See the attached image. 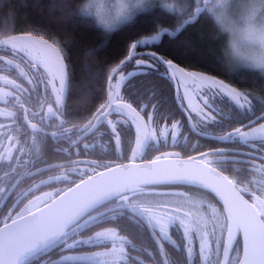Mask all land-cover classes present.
I'll return each instance as SVG.
<instances>
[{
	"label": "snow or ice",
	"instance_id": "6c2138e0",
	"mask_svg": "<svg viewBox=\"0 0 264 264\" xmlns=\"http://www.w3.org/2000/svg\"><path fill=\"white\" fill-rule=\"evenodd\" d=\"M83 2L47 14L71 41L40 27L0 34V264H264V87L199 70L190 39L158 48L205 12L264 47V0H128L97 13L109 37L140 14L153 24L119 54L86 46L78 79ZM44 186L55 190L36 195Z\"/></svg>",
	"mask_w": 264,
	"mask_h": 264
},
{
	"label": "trees",
	"instance_id": "16d2710c",
	"mask_svg": "<svg viewBox=\"0 0 264 264\" xmlns=\"http://www.w3.org/2000/svg\"><path fill=\"white\" fill-rule=\"evenodd\" d=\"M60 2L61 0H0V34L4 32L11 34L13 29H15L16 34H19L22 29L40 27L47 34L46 38L51 36L71 41L73 38L71 33L48 19L47 14L59 10L56 5ZM156 11L158 17L156 22L174 29L176 25L175 18L163 9ZM152 24L153 20L151 18H146L145 15L140 14L133 24L122 26L109 37L91 18L78 17V23L72 27L80 46L72 47L70 43V47H72L71 55L75 61L76 77L79 79L82 75L81 69H88L92 64V61L87 57L86 46L95 47L103 44L105 47L100 48L101 52L119 54L134 36L150 29ZM223 37L224 32L219 29L212 17L205 12L201 14L197 24L187 29L182 37L167 36L159 42L158 48L161 52L175 51L181 46L182 41L186 42L190 39L200 45V53L192 58L194 66L199 70L207 71L218 79H223L225 82L241 89L264 87V76L256 71L240 70L233 73L225 70L220 58V46ZM85 250L88 249L86 248L83 251Z\"/></svg>",
	"mask_w": 264,
	"mask_h": 264
},
{
	"label": "clouds",
	"instance_id": "9594fccd",
	"mask_svg": "<svg viewBox=\"0 0 264 264\" xmlns=\"http://www.w3.org/2000/svg\"><path fill=\"white\" fill-rule=\"evenodd\" d=\"M223 42L220 46V58L226 71H256L264 75V62L255 57L264 55V47L254 44L242 30L236 32L222 30Z\"/></svg>",
	"mask_w": 264,
	"mask_h": 264
},
{
	"label": "rangeland",
	"instance_id": "374dc122",
	"mask_svg": "<svg viewBox=\"0 0 264 264\" xmlns=\"http://www.w3.org/2000/svg\"><path fill=\"white\" fill-rule=\"evenodd\" d=\"M124 5H128L130 7V5L128 4V0H86L85 2H83L82 5H80V7L81 8H89L91 14L88 16H84V15H81V16L91 18L94 21V23L96 24L95 21H96V14L97 13H100V14L104 15L105 17H111V16L116 15L122 9V7ZM209 15L211 16V14H209ZM212 19L215 22V19L213 17H212ZM216 25L221 30L220 26L217 23H216ZM259 74H261V73H259ZM89 252L90 251H82V252L73 253L72 255H87V254H89Z\"/></svg>",
	"mask_w": 264,
	"mask_h": 264
},
{
	"label": "flooded vegetation",
	"instance_id": "af4514ba",
	"mask_svg": "<svg viewBox=\"0 0 264 264\" xmlns=\"http://www.w3.org/2000/svg\"><path fill=\"white\" fill-rule=\"evenodd\" d=\"M2 106L3 105L0 104V107H2ZM190 135L192 136V143H195L196 142L195 134L193 133V134H190ZM200 142L203 144L204 140L201 139ZM102 154L103 153L101 152V150L99 148H97V149L94 150V154H93V156L91 158L96 159V158H98V156H100ZM120 159H123V157L121 156ZM54 175H59V173L58 172H50V173H47L46 175H44L42 177H37V179L35 181H29V182H27L25 184H22L20 189H18V191L16 193L17 197L19 198L20 196H22L23 193L26 192L28 190V188L32 186L33 183H39V181L41 179L48 180L50 176H54ZM56 186L60 187L62 185H56ZM54 190H55L54 187L44 186V187H42V189L40 191L36 192L35 194L36 195H42L43 192H52ZM3 203H5V201L0 200V204H3ZM95 250L96 249H88L87 251H95ZM74 253H77V252H74ZM69 254H73V253H69Z\"/></svg>",
	"mask_w": 264,
	"mask_h": 264
}]
</instances>
